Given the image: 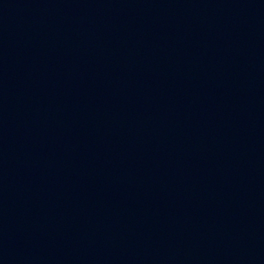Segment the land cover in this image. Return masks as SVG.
Here are the masks:
<instances>
[{"label":"water","instance_id":"obj_1","mask_svg":"<svg viewBox=\"0 0 264 264\" xmlns=\"http://www.w3.org/2000/svg\"><path fill=\"white\" fill-rule=\"evenodd\" d=\"M0 264H264V0H0Z\"/></svg>","mask_w":264,"mask_h":264}]
</instances>
